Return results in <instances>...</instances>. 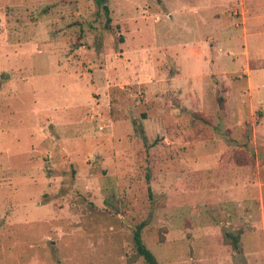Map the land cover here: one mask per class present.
Wrapping results in <instances>:
<instances>
[{"label":"rangeland","instance_id":"374dc122","mask_svg":"<svg viewBox=\"0 0 264 264\" xmlns=\"http://www.w3.org/2000/svg\"><path fill=\"white\" fill-rule=\"evenodd\" d=\"M101 1L0 0V264H264V0Z\"/></svg>","mask_w":264,"mask_h":264},{"label":"trees","instance_id":"16d2710c","mask_svg":"<svg viewBox=\"0 0 264 264\" xmlns=\"http://www.w3.org/2000/svg\"><path fill=\"white\" fill-rule=\"evenodd\" d=\"M101 2L104 3V7H105L106 11H109L108 6L106 5V0H102ZM109 20H110V18H109ZM218 100H219L220 106H221V102L223 100V97L220 95L218 97ZM145 225H146V222L139 224L136 231H135V234H134L135 248H136L138 254L140 256H142L148 264H160L156 255L146 246V244L144 243V241L142 239V230L145 227ZM238 242H239V236H234V244L236 247H238Z\"/></svg>","mask_w":264,"mask_h":264},{"label":"crops","instance_id":"0c3cea01","mask_svg":"<svg viewBox=\"0 0 264 264\" xmlns=\"http://www.w3.org/2000/svg\"><path fill=\"white\" fill-rule=\"evenodd\" d=\"M236 8V7H235Z\"/></svg>","mask_w":264,"mask_h":264}]
</instances>
